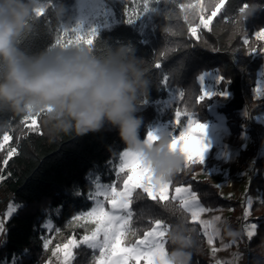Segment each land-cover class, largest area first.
I'll return each mask as SVG.
<instances>
[{
  "label": "trees",
  "instance_id": "1",
  "mask_svg": "<svg viewBox=\"0 0 264 264\" xmlns=\"http://www.w3.org/2000/svg\"><path fill=\"white\" fill-rule=\"evenodd\" d=\"M43 1L49 8L62 2L70 23L76 0ZM105 1L115 12L118 22L97 31L93 49L103 51L127 46L149 68L148 95L137 112L144 122L141 139H145L154 124L174 121L177 109L195 115L202 122L211 120L209 109L219 95L197 103L202 88L199 78L210 71L219 72L225 78L218 89L230 93L231 98L219 107V111L227 117L233 134L245 131L251 138L249 149L242 150L237 156V165L248 175L245 198L252 199L246 222L257 225L251 239H239V264H248L252 259L250 249L264 237V126L255 121V117L264 111V97L256 99L254 94L264 54L249 55L250 47H264V41H257L254 36L255 32L264 29V0H228L225 12L213 18L209 29L199 28L198 39L190 37L188 27L199 24L200 15L207 16L208 12L200 14L197 10L194 14L193 9L185 11L179 7L182 3L195 5L197 0H149V8L154 10L147 13L143 12V0ZM245 2L259 9L254 13L248 9L246 15H241L238 9ZM126 11L129 14L137 12L140 18L129 24ZM63 29L45 10L32 31L23 38L21 46L30 52H39L53 45L57 36L63 35ZM74 35L69 30L65 41ZM245 36L250 41L248 46L242 43ZM157 61L161 62L160 68L155 67ZM165 76L168 77L167 85L162 83ZM180 92L184 93L182 98ZM243 111L245 117L241 116ZM0 119L7 121V131L13 137L11 146L18 147V154L3 168L5 179L0 181V217L10 204L21 206L5 222L4 233L0 236V264H45L55 245L66 243L71 237L81 239L86 234L85 220L76 221L74 217L94 206V201L87 196L95 191L97 180L103 185L116 183L117 188H122V181L116 180L115 171L119 167L120 153L126 148L118 131L107 126L99 132L64 136L52 142L43 128L42 118V134L24 128L20 124L21 116L3 114ZM187 119L181 116L183 124ZM2 136L0 133V139ZM5 154L0 150V165ZM199 169V164H189L175 176L171 189L191 184L204 206L233 211L228 218L233 227L234 214H242L246 203L221 197L218 188L208 179H195ZM126 173H121V177ZM165 203L178 206L171 201ZM31 205H41L44 210L28 214L26 208ZM161 205L150 200L142 189L133 193L131 241L150 231L156 219H162L168 225L174 223L175 217ZM184 214L190 219L187 213ZM49 222L51 228H45ZM192 226L198 230L200 240L193 264H217L199 225ZM45 239L50 241L47 249L43 246ZM165 247L168 251V240ZM94 257V250L81 246L75 250L71 264H94Z\"/></svg>",
  "mask_w": 264,
  "mask_h": 264
},
{
  "label": "clouds",
  "instance_id": "2",
  "mask_svg": "<svg viewBox=\"0 0 264 264\" xmlns=\"http://www.w3.org/2000/svg\"><path fill=\"white\" fill-rule=\"evenodd\" d=\"M40 9L49 11L60 27H69L62 2L49 8L43 0H0V115L40 114L52 142L114 128L125 148L150 166L155 181L173 180L186 159L179 148L169 147L171 136L156 134L151 143L140 137L144 122L137 112L150 87L144 61L124 45L100 51L83 43L53 44L30 52L21 43L39 20ZM249 9L254 13L259 7ZM5 131L7 121L0 119V133ZM161 207L175 217L167 232L169 264H193L200 249L198 230L178 206ZM214 227L225 239H240L236 228L215 222ZM250 251L248 264H264V237Z\"/></svg>",
  "mask_w": 264,
  "mask_h": 264
},
{
  "label": "snow or ice",
  "instance_id": "3",
  "mask_svg": "<svg viewBox=\"0 0 264 264\" xmlns=\"http://www.w3.org/2000/svg\"><path fill=\"white\" fill-rule=\"evenodd\" d=\"M228 0H197L195 5L192 4H180L179 7L185 11L188 9H193L194 14L198 10V13L203 14L208 12L207 16L200 15L199 24L196 26H189L188 33L191 38L198 39V28L209 29V26L213 18L221 15L225 12V6ZM249 9L248 3H243L239 7L238 11L241 15H246ZM154 9L149 8V0H143V12L147 13ZM45 9L38 10V15L43 16ZM126 22L129 24L134 23L139 19V14L133 12L129 14L125 12ZM187 15L185 20H187ZM227 20V15L224 16ZM71 32L74 33L73 38H68L66 41L64 39L67 36L69 29H63V35L57 36L54 42L55 45H60L64 47H69L74 44L83 43L90 47H93L94 38L97 36L95 29L88 30L87 38L82 34L83 30L77 26L72 27ZM255 39L257 41H264V29H261L254 33ZM242 43L246 46L250 45L249 38L244 37ZM257 52L264 54V47L257 49L251 48L249 50V55L256 54ZM156 68L161 67V62L157 61L155 64ZM201 83L203 82V76L200 78ZM218 82H225V78L220 76ZM162 83L167 85L168 77L165 76ZM259 90V89H257ZM213 95L226 96V91H221L218 93H212L201 88L200 95L197 97V103L203 102L206 99H210ZM182 98L184 96L183 92L179 93ZM184 115L188 117L187 127H183V130L179 132V135L169 133L171 136L170 148L179 150L185 155L186 164L185 168L189 164H202L204 159V152L206 151L207 145L204 143V135L206 131V125L194 120L189 113L186 111L182 113L180 109L175 111V122L178 125H183L181 116ZM41 118L40 114L37 115H26L23 116L20 124L28 129L30 132L42 134L39 120ZM195 129V130H194ZM196 137V147L195 152L187 149L185 147H178V145L185 144L189 138ZM13 137L9 131L3 133L2 139H0V150H3L6 154L2 160V165H0V181L4 180L3 168L9 165L11 158L18 154V147L11 146L10 142ZM158 139L156 133L149 130L145 136V142L151 143ZM127 173L124 177H121V173ZM115 177L117 181H122V189L117 190L119 186L116 183L101 185L99 180H97L95 191L88 194L87 199L95 201V205L90 211L82 212L80 215L74 217V220L80 221H91L95 223L96 227L92 230L91 235L83 236L80 241L86 245L89 249L99 250L100 259L98 264H129V261H135L139 264L140 260H143L145 264H169L167 260L168 251L166 250L167 243V232L169 231L171 225H168L162 219H156L154 225L150 231H146L143 237L137 239L134 243L130 245L125 244V240L131 230L130 221L133 215L130 211V206L132 203L133 193L137 189H142L143 193L147 194V197L152 201L160 202L165 205V202H175L178 207L190 216L188 222L192 225H199L200 230L207 238V244L213 245L216 236L220 235V231L214 227V222L217 224H227L228 221L222 218V215H213L210 219H203L202 215L208 212L214 211L213 209L202 206L200 197L193 189L191 184L175 186L174 194L169 196L170 186L173 184V180L163 182L155 181L150 166H146L141 160L139 154L133 153L130 150H124L120 153V163L118 170L115 171ZM217 187H220L217 185ZM103 196L106 201L111 204V210L105 211L104 204L98 198ZM249 207H251V200H249ZM16 211L13 205H9L8 211L6 213L5 219L11 217ZM245 217L249 215L248 211L244 213ZM230 226V225H229ZM45 228H51L50 222L44 225ZM5 221L0 220V233L4 232ZM257 225L251 224L247 228V236L251 239L256 234ZM135 235V232H132ZM102 236V239H101ZM50 241L45 239L44 248L47 249ZM69 244L78 246L75 241H69ZM124 245V246H122ZM59 247V246H58ZM68 248V245H64ZM107 250V251H106ZM215 253L216 249H212ZM53 255H56L55 251ZM71 253H66V257L70 256ZM219 264V262H218Z\"/></svg>",
  "mask_w": 264,
  "mask_h": 264
},
{
  "label": "rangeland",
  "instance_id": "4",
  "mask_svg": "<svg viewBox=\"0 0 264 264\" xmlns=\"http://www.w3.org/2000/svg\"><path fill=\"white\" fill-rule=\"evenodd\" d=\"M44 3L48 5L47 2ZM117 22L118 19L115 12L111 7L107 5L105 0H76L72 19L69 23V27H67L66 29L70 30L72 27L79 26L83 30L82 34L85 36V38H87L88 30L95 29L97 33V31H99L100 29L109 28ZM219 77V72L210 71L203 75V82L201 83L200 81V83L205 90L212 93H218L221 92V90L218 89V86L220 84V82H218ZM254 94L256 99H261L264 97V61L262 67L258 71L257 84ZM230 98L231 94L228 92L226 96L219 95V97L214 101L213 105L209 109V113L212 117L209 121L202 122L199 121L195 115H191L194 120H197L198 122L206 125L204 143L207 145V148L203 154V163L199 164L200 169L195 173V179H208L216 187L217 185L220 186L217 188L218 193L221 197L225 199H236L241 201L242 203H246L247 207L242 214H234L235 225L233 226V228H236L240 231V238L248 239L247 228L249 225H251V223L247 224L246 221L249 218V215L245 217L244 213L245 211H248L249 213V200L252 201V199L250 197L245 198V192L248 186V175L237 165V156L241 153L242 150L249 149L251 138L245 131H242L240 134H233L229 129L227 117L219 111V107L229 101ZM245 113L246 112L243 111L241 113V116L245 117ZM255 121L256 123L264 126V111L255 117ZM183 127H187V121L181 126L176 124L174 120L169 122H158L154 124L150 130L154 131L156 134L173 133L178 136L179 132L183 130ZM178 147H185L192 150L194 153L196 147V137L194 136L189 138L185 144L178 145ZM121 189L122 188H117L118 191ZM173 194L174 189L172 190L170 187L169 196L171 197V195ZM98 199L103 202L105 211L111 210V204L106 201L103 196L99 197ZM10 205H13L16 208V211L13 213V215L21 207L17 204ZM202 206L204 205L202 204ZM43 210L44 207L41 205H31L26 208L28 214L38 213L39 211ZM213 210L214 211L212 212L203 214L202 218L210 219L213 215L219 214L222 215V218L227 220L228 223L230 222L228 218L229 216L233 215L232 210L224 208ZM6 213L3 217H0V220H4L6 222L13 216L12 215L11 217L5 219ZM95 227V223L91 221H85V235H91V232L95 229ZM3 233L4 232L0 233V236ZM131 236V234L127 236L124 242L125 244L130 245L131 243H134L136 241H131ZM82 238L77 239L71 237L66 243L55 245L49 260L45 264H71L75 257V250L81 246L87 247L80 242ZM70 240L75 241L78 246L69 244ZM66 244L68 245V248L64 247V245ZM238 244L239 239L237 241L225 239L223 238L222 232H220V235L215 237L213 245H208V248L217 264L218 262L219 264H239L240 253L238 250ZM213 248L216 249L215 253H213L212 251ZM54 251L56 255H53ZM69 252L71 253V255L66 257V253ZM99 259L100 254L99 250L97 249L95 250L94 264H98ZM129 264H136V262L129 261ZM139 264H145V262L143 260H140Z\"/></svg>",
  "mask_w": 264,
  "mask_h": 264
}]
</instances>
